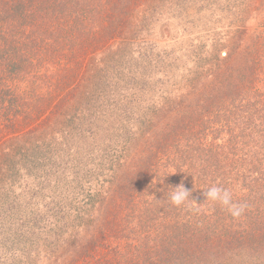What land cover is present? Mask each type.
Here are the masks:
<instances>
[{"label":"trees","instance_id":"1","mask_svg":"<svg viewBox=\"0 0 264 264\" xmlns=\"http://www.w3.org/2000/svg\"><path fill=\"white\" fill-rule=\"evenodd\" d=\"M142 1L0 0V185L44 165L71 132L98 145L104 133L96 123L126 113L118 168L97 194L103 214L90 217L99 239L74 221L81 209L74 207L31 263L65 264L78 242L83 258L104 250L96 264H264V0H206L202 29L191 27L167 57L176 69L160 78L147 68L129 71L121 46L109 44L147 15ZM142 76L159 83L143 106L111 100L121 78ZM95 93L101 110L94 117ZM181 183L193 200L176 207L168 193ZM213 185L244 206L240 217L205 200Z\"/></svg>","mask_w":264,"mask_h":264},{"label":"rangeland","instance_id":"2","mask_svg":"<svg viewBox=\"0 0 264 264\" xmlns=\"http://www.w3.org/2000/svg\"><path fill=\"white\" fill-rule=\"evenodd\" d=\"M148 3L151 8L143 20L130 32L127 29L121 37L111 40L109 44L116 43L121 46L119 57L123 62L122 56L125 55L124 60L131 68L129 71L147 68L146 74L160 78V73L172 74L176 69V65L167 57L180 47L186 37L194 33L191 27L194 25L202 29L207 4L206 0H143L141 5L146 7ZM123 46H126L124 50ZM112 49L113 47L110 48L111 51ZM114 70H112L113 75L116 72ZM121 79L120 86L123 89L117 88L121 90L114 97L110 95L111 100L115 99L122 104L128 101L131 104L134 102L136 107H139L143 106L142 100H146V94L154 97L158 93V89L154 88L159 84L157 79L149 81L142 76L131 83L127 79ZM126 87L135 89L132 91ZM142 88L145 89L140 97L138 90ZM127 91L137 97H130ZM139 97L140 99H136ZM98 98V94L95 93L89 99L94 117L101 110V107L95 104ZM107 105L112 107L110 103ZM125 114L123 111H118L116 116L104 119L105 123H96L98 130L104 133L98 140V145L88 146L84 143L82 133L71 132L66 140H63V145L47 151L48 160L44 165L38 164L28 168L23 172L27 175L25 179L16 181L14 179L0 185V190L6 192L0 191V264H32L30 257L36 253L34 249L45 239L49 230L53 231L50 235L60 234L62 229L67 227L68 222L62 217L64 214L72 213L74 207L78 206L77 209H81L75 211L71 217L76 218L74 221L77 223L83 220L87 228L93 226L91 215L94 220L103 214L98 211L103 195L97 194L108 185L112 180L113 170L118 168L128 133L124 127ZM111 121L115 123V130H109ZM90 131H95L94 127ZM49 140L50 136H47L46 141ZM118 177L120 178L118 180L122 181V175ZM66 190L72 191L69 198L63 193ZM92 195L93 198L90 199ZM88 203L92 208L86 207ZM153 224L154 221L149 225ZM98 228L100 225L97 226ZM97 229L91 227V232L87 233L99 239L96 234ZM31 233L34 236L28 239ZM126 237L134 238L133 231L127 232ZM126 237L121 239L125 240ZM72 240L75 239L71 238L70 242ZM129 242L130 240L127 243L131 245ZM74 246L75 249L67 258L72 260V264H96L99 260L98 256L104 252L100 249L94 250L91 258L88 259L81 257L84 249L78 246V242ZM58 256L62 257V255ZM122 259L124 258L120 256L114 257V261L118 263L123 262ZM68 260H64L65 264ZM39 264H59V262L55 263L49 258Z\"/></svg>","mask_w":264,"mask_h":264},{"label":"clouds","instance_id":"3","mask_svg":"<svg viewBox=\"0 0 264 264\" xmlns=\"http://www.w3.org/2000/svg\"><path fill=\"white\" fill-rule=\"evenodd\" d=\"M171 189L172 191L168 193V199L172 205L180 207L193 200L191 198L192 191L186 189L183 183L179 186L171 187ZM204 195L206 197L205 200L220 204L226 208L234 218L240 217L245 210L243 205L233 203L231 192L222 187L213 185L204 192Z\"/></svg>","mask_w":264,"mask_h":264}]
</instances>
